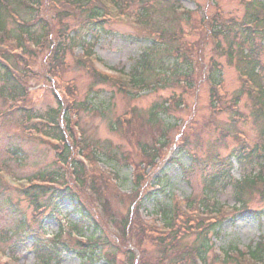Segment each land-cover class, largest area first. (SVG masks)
Returning a JSON list of instances; mask_svg holds the SVG:
<instances>
[{
	"label": "rangeland",
	"instance_id": "374dc122",
	"mask_svg": "<svg viewBox=\"0 0 264 264\" xmlns=\"http://www.w3.org/2000/svg\"><path fill=\"white\" fill-rule=\"evenodd\" d=\"M216 3L218 7L213 6L212 0L181 1L182 6L192 13L202 12L217 15L220 12L223 18L238 22L243 21L246 16L244 0H217ZM20 12L23 14L26 11L20 8ZM43 13L41 17L57 27L58 20L51 19L54 15ZM199 15L194 13L191 22L182 23L180 26L175 24L172 29L173 31L180 28L184 30L187 34L184 41L189 45L196 44L198 46L200 59L196 58V64L169 61L165 68L156 71L158 76L154 80L156 81L153 85L154 88L146 90L138 96L120 94L109 84L93 87L92 91L91 76L83 68L75 66L70 55L67 57L71 68L65 73V78L76 81V88L81 99H87L91 107L90 113L81 114L80 128L86 132V141L92 153L95 149L101 152L99 162L95 155L91 159L96 160L104 171L94 165L90 174L93 175L92 177L98 176L105 180L96 182L95 188L91 181L84 182V187L79 192L83 196L81 199L90 205L102 222L101 226L108 237L107 250L111 251L113 245L117 247L114 249L119 262L127 260L126 254L129 249L137 256L140 255V259L144 251H148L147 255H156L157 251L152 247L151 238L146 237V232L143 230L141 233L132 232L131 237H120L123 228L122 220L131 211V198L137 196L135 183L138 170L126 164L124 155H130L135 159L133 162L141 164L139 146H148V148L154 146V150L159 152L160 158L156 162L157 166L144 173L149 178L150 184H155L156 178L164 180L165 190L157 198L156 203L145 199L140 211L149 224H156L158 227L164 224L158 216V206L171 205L172 207L173 205L174 207L176 200L184 202L190 197L198 199L205 186L204 182H210V177L218 171L228 170L230 163L233 169L232 184L243 181L248 176L263 175L264 173L260 167L264 162L259 163L255 155L253 158L243 160L245 155L254 152L256 146L264 147V138H262V130L256 124L252 114L254 111L253 102L247 92L242 90V79L238 72L241 62L236 57L230 61L226 56V53L229 52L227 42L207 38L208 35L203 30L200 35L198 28H203V24ZM78 16L85 19L87 14H78ZM79 17L66 18V25L73 31L84 28ZM8 25L10 29L12 23L9 22ZM232 27H235L239 37L240 28ZM107 28L110 29V32L103 34L98 39L95 34L87 33L85 30L83 35L86 36V42L94 44V51L108 66L130 74L142 51L151 43L134 39L132 37L134 29L126 23L115 24ZM193 30L195 32L191 33ZM235 41L236 46L241 43V39H235ZM235 45H233L234 48ZM255 45L257 51L263 50L258 60L264 67V39L257 41ZM189 50L191 51V49ZM81 51V48H77L76 54H80ZM212 58L223 68V84L220 89L223 97L222 108L217 110L211 108V86L207 82L211 74L209 62ZM42 64L43 59L38 65ZM96 65L99 70L108 72L101 63H96ZM187 68H190L194 74V80H197V84L193 85L191 91H189L190 83L185 79ZM36 69L42 70L39 67ZM37 75L36 72L28 73L30 79L25 78L28 80L25 86L27 85L30 89V99L37 105V111L44 115V112L55 108L56 99L52 92L51 82ZM154 81L148 80L150 84ZM4 82L0 77V91ZM91 91L92 93H90ZM239 96L240 104L236 107L235 100ZM171 98H175V102L181 103V105L178 107L174 105L172 110L167 112L164 109L167 106L163 107L162 105ZM8 108L9 106L0 97V114ZM99 108H103L104 111H99ZM133 112L135 119L142 124L141 137L135 142H129L128 140L132 141L135 138L127 134L128 128L134 129L138 126L137 123L131 121ZM235 112H238L239 115H235ZM152 113L155 116H152ZM129 120L130 126L126 122ZM28 137L15 120L0 119V169H5L7 166V170L13 172V180L20 181L32 178L37 173L60 171L52 144ZM185 140H187V145L181 149V144L185 143ZM161 141H167L168 146L166 148L159 147ZM18 148L23 153L19 158L11 154V150ZM114 154L117 159L115 162H111L110 158ZM238 157H242V159L237 160ZM145 164L146 162L141 165ZM109 165L118 171L117 179L114 177L117 185L107 175L108 172L113 176L110 170L115 172ZM66 171L69 172V170ZM8 181L11 182L10 179ZM70 182L76 183L77 181L69 176ZM5 187L0 186V263L43 264L35 258L32 251L34 247L30 244L31 240L28 236L33 233L36 237L41 238L43 244L48 248L53 244L52 236L55 237L59 231V225H64V233L67 234L70 232V225L77 223L78 217L73 212L71 205L64 202L60 208L62 212L60 221L50 219L45 220L42 224L40 216L35 218L36 209L32 207L24 194L10 185ZM125 194L130 199L125 200ZM235 195L234 189L228 186L224 192L217 196L219 206L235 207L237 205ZM246 200L250 210H261L263 207L257 192H253ZM239 214V211L233 213L227 211L226 217L228 218L219 226V234L212 237V240L209 239L213 253L218 251L225 253L231 246L237 248L238 251H245L249 246H256L264 237L263 221H259L251 214L242 216ZM68 222L71 224L68 225ZM67 237H69L68 234ZM61 239L65 242V237ZM119 239L120 243H117ZM196 239V236H190L184 240V243L193 245ZM215 239L217 240L214 243ZM139 242L142 246H139ZM13 245H17L14 251L11 250ZM59 246H62L61 243ZM213 253L207 258L208 264H223L213 258ZM51 264L88 263L82 262L73 252L62 250L57 260ZM95 264H106V262L101 258ZM225 264L235 263L227 262Z\"/></svg>",
	"mask_w": 264,
	"mask_h": 264
},
{
	"label": "trees",
	"instance_id": "16d2710c",
	"mask_svg": "<svg viewBox=\"0 0 264 264\" xmlns=\"http://www.w3.org/2000/svg\"><path fill=\"white\" fill-rule=\"evenodd\" d=\"M107 1H110L116 5L118 9L122 11L123 16L130 18L133 16V14L137 16L135 25L139 30L137 33L138 35L136 34V37L146 39V35L153 33L162 40L160 45L153 43L149 47H146L142 51L140 59L137 60L132 74V83L135 87H137V89L144 90L145 88H149L151 85L149 84L148 80H155V78L158 76V73L156 72L157 70L165 68L166 64L171 60H174L173 63L181 60L180 57H174L173 45L176 43L177 39L182 41L181 34H184V31L181 30L182 28H180V31H173L172 28L175 26V24L180 26L187 20L189 21V19L179 15L176 11L180 5V0H0V45H3V43L7 40H11L14 43H18V48H20V46H25V42H30L33 47L29 48L30 54H28L32 57V59H34L33 63H28L21 60L20 58L12 56L9 52L0 51V77L3 82L6 80L0 91V97L7 102H14L18 97H27L28 105H33L34 103L28 97V90L24 85L26 83L25 78L29 77V71L33 72L35 70L34 67H39V69H42L37 71V74L52 83V78L55 80L56 78L65 79L64 67L65 65L67 66L66 61L70 47L82 46L91 48L92 45L86 43V36L83 35L85 30L87 33L95 34L98 37L102 29L105 28L106 23L104 22V15L106 13L105 2ZM55 2L58 4V8H55L53 5H51H56ZM246 2H248V0H244L247 13L243 25H246V23H252L256 26V29H264V17L262 16L263 19L259 18L260 12H264V3H259L258 0H252L254 4L247 5ZM256 7L259 10H257ZM20 8H23L26 11L23 14L28 18L20 12ZM42 13L54 15L51 17V19L58 20L57 27L52 25L50 22H46V20L41 17ZM78 14H87V16L85 19H82L78 16ZM68 17H73L74 19L79 17L80 21L82 22L81 25H83L84 28L73 31L71 27L66 25V18ZM9 22L12 23L11 29L8 28ZM230 32L233 33H230L229 37L226 35V37H228L229 40L234 43L236 41L232 34H235L234 36L238 35L236 34L235 29H232ZM1 33L4 34L5 38L1 35ZM216 33H219V29L215 31V34ZM252 34L253 33H250L248 29L240 34L242 44L240 46L239 59L241 65L244 62V68L240 70L244 76L248 78L249 82L259 80L258 82H254L256 86L260 87L262 90L264 77L256 75V70L259 65V55L256 53L257 51H255L256 47L253 43ZM211 36L215 35L211 34ZM28 38L30 40H27ZM245 44L250 45L251 50L247 51ZM176 50H178L177 45ZM88 54L91 56V49H89ZM41 59H43V64L38 65V61ZM183 61L190 62V59L185 56ZM41 66H43V68H40ZM75 66L83 68L88 73V75L91 76L93 79L91 84L92 91L93 87L109 84L115 87L120 94H131V89H125L126 86H124L120 80H112L105 75L97 73L89 59H87L85 62L76 61ZM261 70V75H263V68ZM216 78L220 80L219 75L213 79L216 80ZM134 86L130 88H134ZM66 91L69 95V100L73 104V107H69V105L66 102H63L62 99L60 101V97H58L57 94H55L56 91H54L56 106L55 108L44 112V115L39 114V111L35 109L28 111L23 107L14 110L13 113L19 117V120L15 121L23 129L28 127V130H35L37 135H41L44 138H51L55 142H58L56 145L52 144L57 155L56 160H59L66 166L71 165V167L74 169V174L78 177L77 179L82 181L84 184V182H86L87 174L85 173L83 165L77 161V157H75L78 147L76 148L77 143L74 138L72 128V115L78 114L80 116L81 112L90 113L91 107L87 99H85L83 102L80 101L79 93L74 85L68 84ZM92 91L90 93H92ZM247 93L251 96V99H253L254 102L264 107V95H256L253 97L248 91ZM215 104L216 103L214 102L213 106H215ZM178 106L179 105H177V107ZM164 109L167 112L169 110L168 108ZM98 110L104 111L103 108H99ZM98 113L102 114L103 112ZM152 116L155 115L152 113ZM5 117L7 119L10 118V111L5 113ZM34 119H38L39 125H34L31 128L29 125ZM84 141L86 142L85 138ZM146 149H148V146H143L144 154ZM255 150V158L257 157L259 162L263 161L264 148H256ZM11 154L12 156L19 158L23 153L21 149L18 148L16 150H11ZM152 156L153 155L148 154V157H143V162H146V166H151L154 164V161L157 157L155 158V156ZM248 157L253 158V155L251 154ZM110 159L111 162H115L117 157L114 154V156H111ZM238 159L240 160L242 157H239ZM129 161H132L131 156L129 155L127 158L125 155V162ZM5 169L7 170V166ZM68 175V172H63L61 169L60 171H52L50 173H37L34 175L35 181H41L47 178L52 182V184L59 185V188L56 190L54 188L45 186L31 187L27 190H24L23 194L25 198L30 201V204L33 208L40 210L43 215L42 217L49 219L55 218L59 214L60 206L64 202H68L72 205L73 212L78 217L77 223L75 222L71 225L73 231L79 235H83L88 232L92 233L90 237H86L84 243L72 242L73 248L68 247L69 250H73L76 253L82 262L95 264L99 262L101 258H104L107 264H135L137 255L130 249L126 254L127 260L124 262L118 261V257L114 248H111V251L109 249L106 251V244L108 242L106 241V238L102 239L101 236L103 233L100 228L102 227V222L99 220L95 212L90 208V205L86 203L84 199H81V197H83L82 193L70 185ZM230 175V170H228L227 173L221 171L219 177L215 175L212 181L214 183H217L218 180L228 182ZM91 179L93 182L105 181L98 176H94ZM244 180L242 181V184L245 186L244 188H240L238 185L235 186V190L237 192L236 201L239 203V205L244 207L243 213H253L258 218V220L262 221L264 219V209L261 212L255 213L248 210V207L246 206L248 201L246 200L247 196L244 195V190H251V192H253L254 182L251 177L248 179V181L246 179ZM62 181H66V183H62ZM144 184V171H139L138 168L137 185L141 187ZM93 185L95 188V183H93ZM149 190L150 188L146 189L142 195H140L139 192H135L137 193L136 201L139 200L140 196L142 197L146 194V192H149ZM214 192L215 191L213 187L210 193L213 194ZM156 196L157 194L154 195L151 193L149 198L154 199ZM262 202L264 203V194L262 195ZM170 210L168 208L165 210L167 212L165 213L167 217L170 215ZM131 212L133 211H129L126 218L123 219L121 223L123 225L122 236L124 238L129 236L131 237L133 233L143 232L141 227L135 223H139L138 219H135L136 214ZM174 215L175 213L171 211L172 217L170 222L172 224L174 222ZM112 220H114V217H112ZM59 231L60 234L56 236L54 241L56 245H51L48 248L46 245L42 244L40 246L36 244L37 239H34V246L36 244L35 255L37 259L44 264H51V262L57 260L59 254H61V250L57 246L56 240L60 239L63 226H61ZM99 233L100 237L98 238L97 235ZM176 234L177 232H174V236L172 237L174 245L172 243L166 245L164 242H161V240L152 237L153 243H158L160 246L162 245L159 242L162 244L164 243L162 246L163 248L158 251L159 256L162 255V261H165L167 257L173 255L172 253L168 254L170 252V250H168L169 248L176 249V246L179 248L181 247V242L178 241L179 238H177ZM199 242H203V240L200 239ZM38 243L40 242L38 241ZM139 246H142L141 242H139ZM200 246L202 249H204L205 253L208 252L206 244ZM13 248L14 247H11V249ZM254 251L255 252L252 253V258L255 261V264H264V239L258 244L257 249ZM181 252L182 251L180 248L177 253L183 255ZM142 254L146 255V252L144 251ZM142 259V264H149V258L144 257Z\"/></svg>",
	"mask_w": 264,
	"mask_h": 264
}]
</instances>
